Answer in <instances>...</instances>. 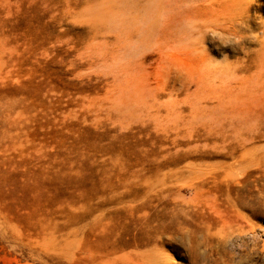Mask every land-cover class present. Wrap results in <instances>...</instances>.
I'll use <instances>...</instances> for the list:
<instances>
[{
	"label": "rangeland",
	"instance_id": "1",
	"mask_svg": "<svg viewBox=\"0 0 264 264\" xmlns=\"http://www.w3.org/2000/svg\"><path fill=\"white\" fill-rule=\"evenodd\" d=\"M264 264V0H0V264Z\"/></svg>",
	"mask_w": 264,
	"mask_h": 264
},
{
	"label": "bare ground",
	"instance_id": "2",
	"mask_svg": "<svg viewBox=\"0 0 264 264\" xmlns=\"http://www.w3.org/2000/svg\"><path fill=\"white\" fill-rule=\"evenodd\" d=\"M244 264H246V262Z\"/></svg>",
	"mask_w": 264,
	"mask_h": 264
}]
</instances>
